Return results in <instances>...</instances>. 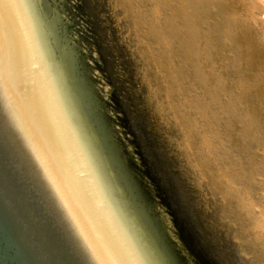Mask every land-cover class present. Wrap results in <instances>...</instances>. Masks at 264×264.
<instances>
[{"label":"water","instance_id":"95a60500","mask_svg":"<svg viewBox=\"0 0 264 264\" xmlns=\"http://www.w3.org/2000/svg\"><path fill=\"white\" fill-rule=\"evenodd\" d=\"M17 3L0 0V38L9 32L16 58L9 89L14 123L55 201L31 165L5 145L0 264H131L129 256L142 264H179L163 247L164 228L171 227L156 205L169 204L132 162L88 74L81 39L73 41L70 6L66 0ZM79 246L88 259L80 258Z\"/></svg>","mask_w":264,"mask_h":264},{"label":"snow or ice","instance_id":"6c2138e0","mask_svg":"<svg viewBox=\"0 0 264 264\" xmlns=\"http://www.w3.org/2000/svg\"><path fill=\"white\" fill-rule=\"evenodd\" d=\"M14 3L18 5L17 0H7L6 6ZM20 3L31 6L30 0ZM254 3L255 0H78L76 7L86 17L103 13L111 26L109 45L122 57L117 72L122 79L138 78L141 71L151 67L154 54L170 58L172 79L177 85L176 111L182 118L177 120L179 132L175 135L183 134L193 146L214 145L219 151L214 170L221 182L219 187L239 186L250 200L258 196L264 207V17L256 21L251 11ZM259 3L264 4V0ZM10 41L5 30L0 38V89L4 98L0 156L5 145L12 148L31 165L41 190L55 201V192L45 181L40 163L32 159L14 123L9 89L16 58ZM144 45H150L147 52ZM137 53L148 56L142 57L143 68ZM141 107L151 115L146 101ZM144 151L150 158L151 146L146 144ZM145 182L163 187L167 178L148 172ZM189 187L185 182L177 192V211L192 203ZM169 207H163V215L173 214ZM236 207H221L217 200L207 210L210 215L223 217L230 226L235 242L227 248L212 232L200 229L195 230L196 243L192 246L169 227L164 228L167 236L163 247L179 264H264V221L253 224L238 216ZM79 247L80 258L88 259L86 247ZM206 256L212 257L211 261L202 259Z\"/></svg>","mask_w":264,"mask_h":264},{"label":"rangeland","instance_id":"374dc122","mask_svg":"<svg viewBox=\"0 0 264 264\" xmlns=\"http://www.w3.org/2000/svg\"><path fill=\"white\" fill-rule=\"evenodd\" d=\"M62 2L65 3V0H62ZM66 2L70 5L69 13L71 12L70 14H72V27L75 29L73 31V41L81 39V48L85 52L84 58L88 74L92 76V82L96 88H99L100 94L104 97L103 103L111 109L113 121L117 124L121 135L120 138L127 141V145L131 150L132 162L135 166L142 162V166L138 167H140V172L144 177L146 173L153 172L160 173L167 178L165 186L154 187L149 185V187L153 189L157 196H162L163 203L169 204V211L173 213L171 216L178 227L181 237L187 240L190 245L195 246V230L209 231L219 240L221 246L227 248L231 243L235 242L234 234L229 231L230 226L223 217L215 216V214L210 215L207 210L217 200H219L221 207L230 209L232 205H236V212L241 217H244L242 213L244 208L240 207L239 203H235L234 192L232 195L228 187H219L221 182H219L214 171L216 170V158L219 155L216 147L212 146L211 143L205 144L208 145L207 147L204 144L193 146L189 141V143L185 144L183 134L181 136L180 134L175 135L179 132L177 130L179 126L176 124L177 120H182V118L177 115L176 111L178 108V94L175 91V87L173 86L175 94L173 93L172 97H169L171 94L166 87L172 84L170 58L163 53L154 54L153 59L155 61H151V67L147 71H141L138 78L133 76L130 79H122L117 74L122 57L109 45L111 26L103 18V13H98L94 18L86 17L84 12L76 7L78 0H66ZM123 35L126 36L127 32H124ZM144 47L147 52L150 45H144ZM149 54L153 55V53ZM141 57L148 59V56L143 53L136 54V59L141 61L140 66L143 68L144 64ZM159 58L161 59L159 60ZM145 101L150 106L151 115L146 114L141 107ZM163 115L164 119L162 118ZM171 118L174 120H171ZM146 144L150 145L152 149L150 158L145 156L144 149ZM209 146L210 148H208ZM205 148L207 149L205 150ZM159 169L162 171H158ZM209 170L210 173H208ZM185 182L190 186L189 191L192 193V203L188 206L192 213L186 209L177 211L176 208L177 192L185 186ZM214 185H216V188ZM156 205L157 210H161L159 203ZM197 205L199 207H196ZM167 216L165 217L168 218L169 216ZM190 216H192L193 220H191ZM170 227L172 228L171 225ZM202 259L211 261L212 257L206 256L202 257Z\"/></svg>","mask_w":264,"mask_h":264},{"label":"bare ground","instance_id":"6f19581e","mask_svg":"<svg viewBox=\"0 0 264 264\" xmlns=\"http://www.w3.org/2000/svg\"><path fill=\"white\" fill-rule=\"evenodd\" d=\"M251 11L253 12V14H254V18L256 19V21L257 22H259V18H261V17H264V4H261V3H259V0H255V3L253 4V7H252V9H251ZM150 55V54H149ZM158 55V54H157ZM117 56H119V55H117ZM160 56V55H159ZM157 57V56H156ZM161 57V56H160ZM164 57V56H163ZM163 57H162V59H163ZM142 58V57H141ZM161 58H159V60H160ZM152 60H154V59H152ZM155 61V60H154ZM156 63V62H155ZM154 69V68H153ZM147 71V70H146ZM147 74V73H146ZM160 74V73H159ZM137 77V76H136ZM142 77V76H141ZM140 77V78H141ZM159 77V76H158ZM170 77H172V76H170ZM143 79H144V77H143ZM169 79V78H168ZM171 79V78H170ZM137 80V79H136ZM142 81V80H141ZM165 81V80H164ZM132 82H133V80H132ZM143 83V82H142ZM171 85H169V86H166L167 88H168V91H170V96L169 97H172L173 96V93L175 92L174 91V87H175V89H176V87H177V85L176 84H174V82H173V79L171 80ZM174 86V87H173ZM137 89V88H136ZM141 89V88H140ZM144 89V88H143ZM146 90V89H145ZM147 91V90H146ZM147 93H148V91H147ZM146 94V93H145ZM145 94H144V96H145ZM149 94V93H148ZM175 94V93H174ZM152 95V94H151ZM143 96V95H142ZM167 96V95H166ZM150 97V96H149ZM164 97V96H163ZM152 98V97H151ZM150 98V99H151ZM146 99V98H145ZM149 99V98H148ZM141 100H143V99H141ZM154 100V99H153ZM152 100V101H153ZM144 101V100H143ZM159 102V101H158ZM156 104V103H155ZM177 104H178V102H177ZM160 106V105H159ZM158 106V108H160ZM156 107V106H155ZM163 108V107H162ZM159 110V109H158ZM155 111H156V109H155ZM166 111V110H165ZM153 112V111H152ZM164 113V112H163ZM160 114V113H159ZM156 116V115H155ZM171 116V115H170ZM157 117V116H156ZM161 117V116H160ZM175 117V116H174ZM162 118L164 119V115L162 116ZM161 119V118H160ZM173 118H171V120H172ZM167 120V119H166ZM174 120V119H173ZM159 121V120H158ZM168 121V120H167ZM166 124H167V122H165ZM176 123V122H175ZM177 124V123H176ZM115 125H117V124H115ZM168 125V124H167ZM178 126V125H177ZM166 130V129H165ZM177 130H179V129H177ZM169 134H170V131H169ZM177 136V135H176ZM180 136H181V134H180ZM170 137V136H169ZM168 139V138H167ZM173 139V138H172ZM184 142H185V144H187V142H188V140H186L185 138H184ZM189 143V142H188ZM173 145V144H172ZM203 145V144H202ZM201 145V146H202ZM205 145V144H204ZM181 146V145H180ZM190 146V145H189ZM208 145H205V147H207ZM213 146V145H212ZM172 148V147H171ZM185 148V147H184ZM208 148H210V146L208 147ZM201 149V148H200ZM207 148H205V150H206ZM196 150V149H195ZM184 151V150H183ZM186 151V150H185ZM188 151V150H187ZM200 151H202V150H200ZM214 152V151H213ZM195 153V152H194ZM202 153H204V152H202ZM215 153V152H214ZM205 154V153H204ZM210 154V153H209ZM174 155V154H173ZM193 155V154H192ZM191 155V156H192ZM212 155V154H211ZM214 155H216V154H214ZM175 156V155H174ZM188 156V155H187ZM201 156V155H200ZM199 157V156H198ZM204 157V156H203ZM213 157V156H212ZM207 158V157H206ZM189 159V158H188ZM202 159V158H201ZM199 160V159H198ZM206 160V159H205ZM213 160V159H212ZM208 161V160H207ZM206 161V162H207ZM212 162V161H211ZM215 162V161H214ZM208 164H210L209 162H207ZM206 166H208L206 163H204ZM202 165V164H201ZM191 167V166H190ZM202 168H204V167H202ZM214 169V168H213ZM196 170H197V168H196ZM201 170V169H200ZM204 170H205V168H204ZM158 171H162L161 169H159ZM194 171H195V169H194ZM212 172V171H211ZM214 172V171H213ZM189 173V172H188ZM208 173H210V170H209V172ZM167 174V173H166ZM192 174V173H191ZM195 174H196V172H195ZM207 174V173H206ZM168 175V174H167ZM185 175V174H184ZM200 175V174H199ZM208 175V174H207ZM200 176H202V175H200ZM197 179V178H196ZM211 180V179H210ZM172 181H174V179H172ZM212 185H213V183H212ZM206 186V185H205ZM208 187H209V185H208ZM216 188V187H215ZM201 189V188H200ZM205 189V188H204ZM220 189H222V188H220ZM207 191V190H206ZM221 191V190H220ZM226 191V190H225ZM229 192L232 194L233 192V194H234V199H235V203L237 202V203H239L238 205L240 206V207H242V208H244L243 209V211H242V213L244 214V217H246V218H248L253 224H259L261 221H264V207H262L261 206V204L258 202V200H259V197H254V198H251V200L249 199V196L246 194V192H245V190L243 189V188H240L239 186H237V188H235V189H230L229 188ZM228 192V193H229ZM215 193V192H214ZM223 194H224V192H222ZM228 193H227V195H228ZM232 194V195H233ZM226 195V196H227ZM221 199V198H220ZM229 199V198H228ZM233 199V200H234ZM222 200V199H221ZM229 201V200H228ZM221 203H222V201H221ZM227 204V203H226ZM231 208V207H230ZM159 211H162V216H164L163 215V208H161V210H159ZM240 212V211H239ZM166 216V215H165ZM164 216V217H165ZM169 216V215H168ZM167 216V217H168ZM169 220L168 221V223L172 226V228H175V226L173 225V222H172V220H171V217L169 216L168 218H166V220ZM171 220V221H170ZM169 225V226H170ZM176 230V229H175ZM227 233V232H226ZM234 237V236H233Z\"/></svg>","mask_w":264,"mask_h":264},{"label":"clouds","instance_id":"9594fccd","mask_svg":"<svg viewBox=\"0 0 264 264\" xmlns=\"http://www.w3.org/2000/svg\"><path fill=\"white\" fill-rule=\"evenodd\" d=\"M128 260L131 262V264H142V261L133 259L131 256L128 257Z\"/></svg>","mask_w":264,"mask_h":264}]
</instances>
